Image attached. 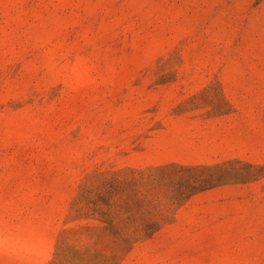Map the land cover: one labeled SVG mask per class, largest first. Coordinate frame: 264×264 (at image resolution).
<instances>
[{
	"label": "rangeland",
	"instance_id": "rangeland-1",
	"mask_svg": "<svg viewBox=\"0 0 264 264\" xmlns=\"http://www.w3.org/2000/svg\"><path fill=\"white\" fill-rule=\"evenodd\" d=\"M0 264H264V0H0Z\"/></svg>",
	"mask_w": 264,
	"mask_h": 264
},
{
	"label": "clouds",
	"instance_id": "clouds-1",
	"mask_svg": "<svg viewBox=\"0 0 264 264\" xmlns=\"http://www.w3.org/2000/svg\"><path fill=\"white\" fill-rule=\"evenodd\" d=\"M83 71H84L85 73H87V72L89 71V69L84 68Z\"/></svg>",
	"mask_w": 264,
	"mask_h": 264
}]
</instances>
